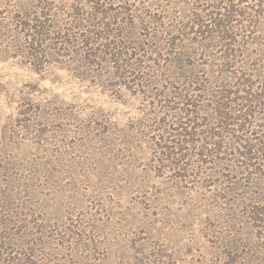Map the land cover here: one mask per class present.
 I'll return each instance as SVG.
<instances>
[{
  "label": "rangeland",
  "instance_id": "1",
  "mask_svg": "<svg viewBox=\"0 0 264 264\" xmlns=\"http://www.w3.org/2000/svg\"><path fill=\"white\" fill-rule=\"evenodd\" d=\"M0 264H264V0H0Z\"/></svg>",
  "mask_w": 264,
  "mask_h": 264
}]
</instances>
